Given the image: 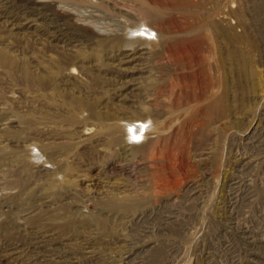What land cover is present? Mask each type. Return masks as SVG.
Wrapping results in <instances>:
<instances>
[{
  "label": "rangeland",
  "instance_id": "obj_1",
  "mask_svg": "<svg viewBox=\"0 0 264 264\" xmlns=\"http://www.w3.org/2000/svg\"><path fill=\"white\" fill-rule=\"evenodd\" d=\"M186 1L0 0V264H264V0Z\"/></svg>",
  "mask_w": 264,
  "mask_h": 264
},
{
  "label": "bare ground",
  "instance_id": "obj_2",
  "mask_svg": "<svg viewBox=\"0 0 264 264\" xmlns=\"http://www.w3.org/2000/svg\"><path fill=\"white\" fill-rule=\"evenodd\" d=\"M184 3L186 4V3H188V1H186V0H184ZM42 5V4H41ZM141 13V15H142V17H143V19H145V20H149V19H151V18H155V19H158L159 18V12H158V10L157 9H155V8H153V7H151V8H149L148 6H146L145 8H144V10L143 11H141L140 12ZM145 22V21H144ZM167 22V21H166ZM169 22V21H168ZM151 23H153V22H151ZM150 23V24H151ZM152 25V24H151ZM165 25V24H164ZM140 26H144V29L145 30H143V28L142 29H140V28H136V27H140ZM133 27H135L136 29H134V30H130V31H134V32H140V34H141V32L143 33V35H148L149 37H151V36H153L154 34H155V29H153L148 23L146 24V23H143L142 25H133ZM161 29V28H160ZM127 30V29H126ZM162 30V29H161ZM129 31V30H128ZM159 31V30H158ZM162 33V32H161ZM142 35V36H143ZM155 36V35H154ZM140 37V36H139ZM142 38H144V37H142ZM138 39H140V38H138ZM133 56V55H132ZM149 119V118H148ZM140 122V121H139ZM133 123V122H132ZM135 123V122H134ZM144 123H146V121L144 120V121H142L141 122V124H143L144 125ZM130 124H131V122H130ZM130 127H131V125H130ZM132 128V127H131ZM130 128V129H131ZM134 128V127H133ZM144 129V128H143ZM131 130H133V129H131ZM130 130V131H131ZM137 130V129H136ZM143 131V130H142ZM133 132V131H132ZM131 132V133H132ZM145 131H143L142 133H144ZM135 133V132H134ZM138 133H140L139 131H137V135H138ZM141 133V134H142ZM133 134V133H132ZM141 134H139V137H140V135ZM157 136V135H156ZM137 136L135 135V138H136ZM142 137H144L145 139H148V132H146ZM134 138V137H133ZM138 138V137H137ZM153 142V141H152ZM242 167V166H241Z\"/></svg>",
  "mask_w": 264,
  "mask_h": 264
}]
</instances>
